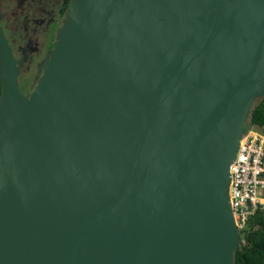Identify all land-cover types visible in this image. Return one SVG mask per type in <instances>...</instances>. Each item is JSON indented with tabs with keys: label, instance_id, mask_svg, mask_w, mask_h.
<instances>
[{
	"label": "water",
	"instance_id": "water-1",
	"mask_svg": "<svg viewBox=\"0 0 264 264\" xmlns=\"http://www.w3.org/2000/svg\"><path fill=\"white\" fill-rule=\"evenodd\" d=\"M55 34L24 102L0 26V264H232L264 0H70Z\"/></svg>",
	"mask_w": 264,
	"mask_h": 264
},
{
	"label": "rangeland",
	"instance_id": "rangeland-1",
	"mask_svg": "<svg viewBox=\"0 0 264 264\" xmlns=\"http://www.w3.org/2000/svg\"><path fill=\"white\" fill-rule=\"evenodd\" d=\"M26 1L28 2V5H26L25 9H28L31 6L33 9L29 8V10H23L18 17L13 16L14 18H12V16H9L8 18L4 17L2 19V13L4 12L5 14H8L11 12V10L18 6L19 0H0V25L2 24L1 26L4 31V35L9 43L12 57L15 60V66L17 69V84H19L21 90L20 94L24 102H27L34 92L33 90L36 85V75L39 70L40 62L45 55V44L47 40L46 35L49 33V26L48 24H45V22L32 24L26 20L28 18L42 19L44 17L43 13L38 16L35 15V17H26L25 15L35 12V8L38 7L43 8L45 11L48 10L53 0H25V2ZM61 20L62 18H53L57 28L61 26ZM55 36L56 34L54 33V38ZM33 37L36 38V42L33 46L35 50H32L28 56L25 54V48L28 45V41ZM257 99L259 98H254L252 100L246 120L249 113L256 106V102H258ZM242 241L243 240L240 238V244L243 243Z\"/></svg>",
	"mask_w": 264,
	"mask_h": 264
},
{
	"label": "built area",
	"instance_id": "built-area-1",
	"mask_svg": "<svg viewBox=\"0 0 264 264\" xmlns=\"http://www.w3.org/2000/svg\"><path fill=\"white\" fill-rule=\"evenodd\" d=\"M228 204L240 236L247 219L264 208V134L249 126L228 168Z\"/></svg>",
	"mask_w": 264,
	"mask_h": 264
},
{
	"label": "trees",
	"instance_id": "trees-1",
	"mask_svg": "<svg viewBox=\"0 0 264 264\" xmlns=\"http://www.w3.org/2000/svg\"><path fill=\"white\" fill-rule=\"evenodd\" d=\"M69 1H60L57 13L59 19L63 17ZM52 43H49L48 50L52 48ZM248 126H255L264 134V104L256 105L249 113L244 128ZM240 238L243 243L233 252L232 264H264V208L257 210L247 219L244 229L240 232Z\"/></svg>",
	"mask_w": 264,
	"mask_h": 264
},
{
	"label": "flooded vegetation",
	"instance_id": "flooded-vegetation-1",
	"mask_svg": "<svg viewBox=\"0 0 264 264\" xmlns=\"http://www.w3.org/2000/svg\"><path fill=\"white\" fill-rule=\"evenodd\" d=\"M60 1L61 0H53V2L51 3V5H50V7H49V9L48 10H44L43 8H40V7H38V8H35V12H31L30 14H26L25 16L26 17H35V15L36 16H38V15H40L41 13H43L44 14V17L42 18V19H35V18H28V19H26L27 21H29L30 23H32V24H38L39 22H45V24H48V26H49V33L46 35V37H47V40H46V47H45V52L49 49L48 48V45H49V43L51 42L52 43V41H53V39H54V33H55V29L57 28L56 27V24L54 23V21H53V18L55 19L56 17L58 18V8H59V4H60ZM59 3V4H58ZM26 5H28V2L26 1L25 2V0H19V2H18V6L17 7H15L13 10H11V12H9L8 14L6 13H2V19L5 17V18H8L9 16H12V18H14L13 16H16V17H18V15H20L22 12H23V10H29V8H31V9H33L32 8V6L31 7H29L28 9H25V7H26ZM56 8V9H55ZM16 14V15H15ZM15 17V18H16ZM59 19V18H58ZM2 25V24H1ZM0 25V26H1ZM1 28H2V26H1ZM2 31H3V29H2ZM32 32V31H31ZM3 34H4V31H3ZM5 36V35H4ZM5 39H6V37H5ZM6 42H7V44L9 45V43H8V41H7V39H6ZM35 42H36V38L35 37H33L31 40H29L28 41V45L26 46V48H25V54H27L28 56L30 55V53L32 52V50H35L34 48H33V46H34V44H35ZM10 47V46H9ZM45 52H44V54H45ZM18 87H19V84H18ZM19 90H20V87H19ZM264 92V91H263ZM258 100V102H256V105H258V104H264V94H263V96H261V97H259V99H257Z\"/></svg>",
	"mask_w": 264,
	"mask_h": 264
}]
</instances>
